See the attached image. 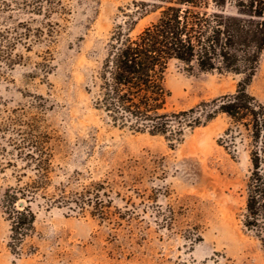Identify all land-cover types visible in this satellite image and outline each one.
Masks as SVG:
<instances>
[{
  "label": "rangeland",
  "instance_id": "obj_1",
  "mask_svg": "<svg viewBox=\"0 0 264 264\" xmlns=\"http://www.w3.org/2000/svg\"><path fill=\"white\" fill-rule=\"evenodd\" d=\"M133 0H0V193L33 175L15 143L27 125L47 132L50 170L45 196L31 201L35 219L16 249L0 202V264H264L259 240L241 223L249 160L244 145L235 156L217 142L224 115L187 130L171 146L160 134L107 122L90 104L85 86L114 25ZM158 16L140 15L131 34ZM241 74L188 71L171 61L165 109H188L233 92ZM264 103V51L248 85ZM131 164L127 217L115 192L108 219L92 207L70 210L45 197L80 191L98 179L119 180ZM127 178L126 171L123 170ZM23 174V175H21ZM20 175V176H19ZM1 196V195H0ZM0 199H2L0 197Z\"/></svg>",
  "mask_w": 264,
  "mask_h": 264
},
{
  "label": "trees",
  "instance_id": "obj_2",
  "mask_svg": "<svg viewBox=\"0 0 264 264\" xmlns=\"http://www.w3.org/2000/svg\"><path fill=\"white\" fill-rule=\"evenodd\" d=\"M119 10L121 14L115 17L85 86L92 108L115 126L160 134L171 146L181 142L187 130L224 115L227 125L217 142L232 156L240 145L248 152L241 223L264 251V103L248 90L264 51V0H133ZM156 10L154 20L131 34L136 18ZM0 58L9 57L0 51ZM171 61L181 63L188 71L230 72L242 78L233 92L202 100L188 109L167 111L171 93L165 85V74ZM17 131L20 141L15 147L23 164H8L21 171L30 168L33 175L22 183L17 177L14 185L0 193L10 220L12 249L18 247L34 222L31 201L39 193L45 196L51 155L46 146L47 132H37L29 125ZM130 169L131 164H127L115 172L119 180L98 179L78 192L65 194L60 187L61 192L45 197L47 204L70 210L91 206L93 215L110 221L106 207L113 200L111 192H115L125 208H117L118 218L125 214L132 217L128 216L135 205L131 195L121 196L119 190H113L120 182L141 195L129 184L134 178ZM19 200L24 204L19 205Z\"/></svg>",
  "mask_w": 264,
  "mask_h": 264
},
{
  "label": "water",
  "instance_id": "obj_3",
  "mask_svg": "<svg viewBox=\"0 0 264 264\" xmlns=\"http://www.w3.org/2000/svg\"><path fill=\"white\" fill-rule=\"evenodd\" d=\"M18 204H19V205H23L24 202H23L22 200H19V201H18Z\"/></svg>",
  "mask_w": 264,
  "mask_h": 264
}]
</instances>
